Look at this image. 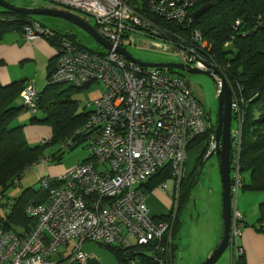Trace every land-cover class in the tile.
<instances>
[{
	"label": "built area",
	"instance_id": "1",
	"mask_svg": "<svg viewBox=\"0 0 264 264\" xmlns=\"http://www.w3.org/2000/svg\"><path fill=\"white\" fill-rule=\"evenodd\" d=\"M48 1L93 17L97 31L113 48L91 51L67 36L59 38L57 65L48 84L83 87L98 83L103 87L86 106L90 108L86 123L66 137L59 149L68 151L80 139L92 151L68 172L42 178L41 187L48 199L26 206L27 214L35 219L28 232L6 230L0 220V264H57L53 256L72 240L76 241L72 253L63 257L80 264L93 257L82 249L87 241L125 249L154 244V260L167 264L159 254L165 250L162 242L174 226L177 209L174 207L169 220L155 219L143 184L169 166L174 179L161 187L171 184L173 194L175 180L180 184L186 177L189 146L212 127V122L185 74L173 71L175 68L140 65L117 48H127L126 41L134 44L146 36L153 46L177 50L187 66L222 72L209 57L210 42L191 26L190 13L201 0ZM240 25L237 20L236 29ZM53 34L38 21L26 24L23 30L28 40ZM40 94L33 81L25 83L21 98L33 113L38 111ZM233 106L236 113L237 101L233 100ZM241 124L232 129L233 196L243 185ZM209 140L208 156L217 148L215 132ZM50 142L46 139L42 143ZM19 182L17 178L15 183ZM14 203L0 194V219L12 213ZM236 208L229 247L236 248L238 255L243 253L238 237L244 226L243 215Z\"/></svg>",
	"mask_w": 264,
	"mask_h": 264
},
{
	"label": "trees",
	"instance_id": "2",
	"mask_svg": "<svg viewBox=\"0 0 264 264\" xmlns=\"http://www.w3.org/2000/svg\"><path fill=\"white\" fill-rule=\"evenodd\" d=\"M205 4H210V9L196 19L194 12ZM190 16L193 18L191 26L199 29L212 46L209 54L211 61L221 68L222 74L234 91L238 110L234 113L233 120L242 121V150L239 162L242 174L249 173L251 176V184L243 183V187L249 191H264V0H201ZM237 20L241 21L238 29L235 27ZM33 21L32 16L8 11L0 6V40L7 31L23 32L25 25ZM65 36L77 42L72 33L54 32L47 37L55 38L58 42L60 37ZM228 41H231V45L225 46ZM54 69L53 65L50 75ZM25 83L24 81L7 86L0 85V194L4 197H7V192L12 186L17 185V178L21 179L28 168L45 158V146L60 145L66 137L86 123L88 116V113L77 114L79 101L75 95L91 84L83 87L48 84L38 100V111L42 109L46 112V117L39 121L49 123L54 135L49 144L30 146L25 138L23 126H13L23 108L16 106L15 102ZM32 120L37 121L38 118L34 117ZM212 126L215 125L212 123ZM215 131L211 127L205 134L197 137L189 148L202 138H210L211 132ZM81 142L82 140L78 139L76 146ZM207 150L202 158L207 155ZM65 152L67 151L59 149V153H52L48 160H60ZM169 179H174V176L169 166H166L144 183L143 188L146 193H150ZM190 179L191 177H185L181 183L175 225L162 242L165 250L159 255L167 264H174V256L178 253L175 237L181 227L182 213L192 196L191 189L195 178L192 182ZM12 199L15 200L12 213L1 217L2 226L15 233H26L35 220L27 214L26 206L31 201L46 202L48 194L41 187L39 192L27 189L19 197ZM259 208L257 229L264 235V201L259 204ZM172 213L173 210L168 216L154 218L169 220ZM153 246L154 244H149L125 249L117 245H106L116 258L125 264H128L129 260H135L136 264H160L152 256ZM236 264H247L244 253L238 254Z\"/></svg>",
	"mask_w": 264,
	"mask_h": 264
},
{
	"label": "rangeland",
	"instance_id": "3",
	"mask_svg": "<svg viewBox=\"0 0 264 264\" xmlns=\"http://www.w3.org/2000/svg\"><path fill=\"white\" fill-rule=\"evenodd\" d=\"M9 3L21 7V8H56L62 9L66 11L73 12L84 19H86L90 24L95 26V19L89 15H86L82 12L66 8L64 6H60L56 3L50 2L48 0H6ZM36 21L40 22V24L47 29H50L53 32L59 33H72L76 36L77 42H79L84 47L97 51V52H105V48L102 47L94 38H92L85 30L81 27L69 22L63 18L50 16V15H34L32 16ZM44 37V36H40ZM152 40L146 36H140L134 44H129L128 41L125 42V45L130 52V54L143 62L150 63H166V62H175L181 63L182 57L177 50H172L170 48L168 51H162L153 47L151 44ZM231 45V41L230 44ZM232 47V46H230ZM175 72H179L181 74H185L193 84V88L196 96L201 100V102L206 106L208 111L210 112L211 122L215 125L212 126V129L215 131L218 121V110H219V101H218V88L215 80L204 74H194L187 73L186 71H178L173 70ZM34 81V80H30ZM35 83V81H34ZM36 86V84H35ZM37 87V86H36ZM92 88V89H91ZM232 88V87H231ZM102 86L98 83L92 84L89 88L81 91L80 93L75 95V98L80 100L81 108L92 99L94 94H97L99 91L101 92ZM233 90V89H232ZM94 93V94H92ZM234 97V91H233ZM20 106V105H19ZM43 113L39 112L36 114L38 118L37 121H33L32 118L35 116H30L28 118H22V114H20L13 122V126H23L25 138L30 146L41 145L31 139H28L27 129L33 124L36 125H45L50 127V124L39 120L42 119ZM238 121L232 122V129H236V124ZM215 127V128H214ZM52 128V127H51ZM242 128V127H241ZM53 137V136H52ZM52 139V138H46ZM210 140L209 138H202L195 142L188 149V159L186 163V178L190 179V182L194 180V184H192L191 189V198L187 203L186 208L182 213V222L181 227L177 236L175 237V244L179 248L178 256L174 259V264H202L212 253L213 249L218 244L221 235H222V225H223V217H222V180L219 169V158L215 153L212 156H204L203 153L206 149L209 148ZM59 145L55 146H45V158L50 157L53 150L56 154L59 153L58 149ZM92 151L91 146H87L86 144H80L73 149L65 152L60 160L53 159L50 160L51 164L59 165L61 168H66L69 170L79 163L85 161ZM208 151V150H207ZM200 161V163H199ZM44 162V161H43ZM39 162V163H43ZM38 163V164H39ZM198 167V168H197ZM192 173H195L192 175ZM62 173L53 174L60 175ZM234 174V171H232ZM242 174V173H241ZM192 175V176H191ZM243 183L246 185L251 184V176L249 173L242 174ZM22 185L17 184L12 186L8 192L7 197L13 198L17 197L27 189L33 190L34 192L41 191L40 177L37 175V172L33 167L28 168L25 171V177L21 178ZM245 180V182H244ZM182 183V182H181ZM181 183L175 180L174 183V202L175 208L179 207V195ZM191 184V183H190ZM189 184V186H190ZM168 188L160 187V191L164 193L172 192V185ZM188 186V187H189ZM157 193L156 190L152 191L151 194ZM172 195L169 194V197ZM234 207H240L245 210L244 212L246 218H243V222L245 223V228L255 229L257 231L259 224V214L260 208L259 204L264 201V191H249L247 188H244L243 185L240 187L239 193L233 196ZM239 203V206H238ZM178 210V209H177ZM240 211V210H239ZM2 210L0 209V214ZM233 214L235 212L233 210ZM175 216V214H174ZM233 216V215H232ZM175 225V222H174ZM237 228V225H236ZM238 230V229H237ZM240 233V232H239ZM75 240H72L69 247H64L67 255L72 253V248L75 244ZM88 244H92L93 247L86 251L87 253H93L100 258L101 252L106 253L115 259L113 253L108 250L105 244H100L99 242H85V247ZM235 247V246H234ZM86 248H83L85 250ZM231 250H235V253H232ZM240 254V253H238ZM236 248L228 247V249L224 252L221 258L218 260L216 264H236L237 259ZM57 257V256H55ZM70 259L62 261L60 264H70ZM117 260L115 259V262ZM73 264H79L78 262H74ZM117 264V262H116ZM250 264V263H249Z\"/></svg>",
	"mask_w": 264,
	"mask_h": 264
},
{
	"label": "crops",
	"instance_id": "4",
	"mask_svg": "<svg viewBox=\"0 0 264 264\" xmlns=\"http://www.w3.org/2000/svg\"><path fill=\"white\" fill-rule=\"evenodd\" d=\"M34 21L36 20L34 19ZM57 46V40L55 38L52 39L47 36L37 37L34 40H28L24 37L23 32L17 30H10L4 33L0 40V85L7 86L15 82L20 83L24 81L28 82L30 80H34L37 86L36 88L42 93L47 87L50 79V68L53 65L55 67L57 65ZM101 92L99 91L97 94L92 93L94 94L92 96V99L89 100L82 108L81 102L80 100H78L79 107L77 114L87 113L90 109L89 107H86L87 104L97 98ZM15 105L23 106L22 111L19 113V115L22 114V118H28L30 116L36 117V114L39 112L43 113L42 119L46 117V112L42 109H40L36 113H33L31 110H29L24 105L23 100L21 98V94L16 100ZM51 127V125L50 127H47L45 125L33 124L27 129L28 139L32 138L31 141H34L38 144H42L43 140H46V138H53L52 136L54 135V133L53 128ZM45 151L46 149L44 150V153ZM52 153H55V151L53 150ZM48 159L49 157L44 158L40 161H44L43 163H37L36 165H34V168L40 179L48 175L58 173L64 174L70 170H66V168H61L59 167V165L57 166L55 164H51V161H49ZM23 176L25 177V173ZM19 184L22 185L21 179ZM160 187L161 186L154 189L157 193H147V203L150 208V214L155 218L168 216L172 212V210H174L173 194L164 193L163 191H160ZM169 194H171L172 196L169 197ZM236 209L240 210V212H245V210L240 207H237ZM244 212H242V215L243 218H246ZM244 228L242 229V233L238 237V246L243 249L247 264H264V235L258 230L255 231V229H250L249 227L246 229ZM68 245L65 247H69ZM84 245L83 248L86 249L83 251L85 253H87L86 251L90 250L93 247L92 244L88 243L86 247ZM231 251L232 253H235V250ZM88 254L93 255V257L89 258L84 264H116V262L117 264H125L123 262H120L116 258L114 253L113 255L117 260L116 262L115 259H113L111 256L107 255L104 252H101L100 258H97V256L93 253ZM63 256H69L66 254L64 247L59 251V253L53 256L52 260L55 261L57 264H60L62 261L69 259H66ZM177 256L178 253L174 257L176 258ZM73 263L74 261L71 260L70 264Z\"/></svg>",
	"mask_w": 264,
	"mask_h": 264
},
{
	"label": "water",
	"instance_id": "5",
	"mask_svg": "<svg viewBox=\"0 0 264 264\" xmlns=\"http://www.w3.org/2000/svg\"><path fill=\"white\" fill-rule=\"evenodd\" d=\"M0 6L8 11H14L23 13L28 16L34 15H50L63 18L73 24L81 27L85 30L92 38H94L102 47L105 49L111 50L113 45L100 34L96 27L90 24L86 19L83 17L62 9L56 8H21L17 7L6 0H0ZM210 4H205L199 9L194 12V17L197 19L202 16L205 12L210 9ZM157 49L162 51H168L167 47H158L153 46ZM117 51L124 54L128 59L133 62H136L140 65L146 67H157V68H175L178 70L186 71L187 73H194V74H204L207 76L212 77L218 88V101H219V110H218V121L215 131L216 136V150L212 151L210 156L213 154H217L219 158V169L221 174L222 180V217H223V225H222V235L221 238L213 249L212 253L209 257L202 263V264H216L224 252L230 246L231 240V225H232V215H233V192H232V157H231V150H232V122L234 116V106H233V90L224 77L222 72L214 68V72L209 69H198L195 67H190L185 64L175 63V62H166V63H150V62H143L136 58H134L127 48L118 47ZM208 68L209 65H206ZM219 76V79L218 77Z\"/></svg>",
	"mask_w": 264,
	"mask_h": 264
},
{
	"label": "clouds",
	"instance_id": "6",
	"mask_svg": "<svg viewBox=\"0 0 264 264\" xmlns=\"http://www.w3.org/2000/svg\"><path fill=\"white\" fill-rule=\"evenodd\" d=\"M210 156V155H209ZM233 208H234V204H233Z\"/></svg>",
	"mask_w": 264,
	"mask_h": 264
}]
</instances>
